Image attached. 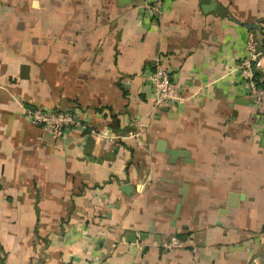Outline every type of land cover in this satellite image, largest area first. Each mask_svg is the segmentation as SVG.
Wrapping results in <instances>:
<instances>
[{"label":"crops","instance_id":"obj_1","mask_svg":"<svg viewBox=\"0 0 264 264\" xmlns=\"http://www.w3.org/2000/svg\"><path fill=\"white\" fill-rule=\"evenodd\" d=\"M214 1L0 0V264H264V124L238 74L264 0ZM156 67L182 104L153 106ZM39 106L88 127L53 139Z\"/></svg>","mask_w":264,"mask_h":264},{"label":"built area","instance_id":"obj_2","mask_svg":"<svg viewBox=\"0 0 264 264\" xmlns=\"http://www.w3.org/2000/svg\"><path fill=\"white\" fill-rule=\"evenodd\" d=\"M162 1L144 0L147 12L158 13ZM258 72H262L263 77H260ZM238 74L253 101L257 117L264 124V42L258 40L253 34L248 36L245 55L238 65ZM147 80L152 88L153 106L155 108L182 104L186 100L166 70L156 67L148 75ZM22 113L31 125L39 127L53 139L64 137L69 130H84L88 127L85 117L75 109L60 110L43 106L22 107ZM133 126L138 131L143 128L140 119H135ZM185 244L186 241L183 237L171 235L164 241L163 247L172 251L184 247Z\"/></svg>","mask_w":264,"mask_h":264},{"label":"water","instance_id":"obj_3","mask_svg":"<svg viewBox=\"0 0 264 264\" xmlns=\"http://www.w3.org/2000/svg\"><path fill=\"white\" fill-rule=\"evenodd\" d=\"M201 2L203 4L202 8L204 11L214 10L217 13H222L221 7L214 0H201ZM169 153L172 157H174V156L181 155L182 151L172 150V151H169ZM121 189L124 192L128 193L131 190V187L129 185H124ZM130 236H133V234H130Z\"/></svg>","mask_w":264,"mask_h":264}]
</instances>
